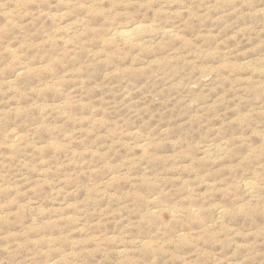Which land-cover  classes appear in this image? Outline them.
Returning <instances> with one entry per match:
<instances>
[{
  "label": "rangeland",
  "instance_id": "1",
  "mask_svg": "<svg viewBox=\"0 0 264 264\" xmlns=\"http://www.w3.org/2000/svg\"><path fill=\"white\" fill-rule=\"evenodd\" d=\"M261 175L264 0H0V264H264Z\"/></svg>",
  "mask_w": 264,
  "mask_h": 264
},
{
  "label": "clouds",
  "instance_id": "2",
  "mask_svg": "<svg viewBox=\"0 0 264 264\" xmlns=\"http://www.w3.org/2000/svg\"><path fill=\"white\" fill-rule=\"evenodd\" d=\"M248 200L253 207L264 208V175L255 180V188L247 193Z\"/></svg>",
  "mask_w": 264,
  "mask_h": 264
},
{
  "label": "bare ground",
  "instance_id": "3",
  "mask_svg": "<svg viewBox=\"0 0 264 264\" xmlns=\"http://www.w3.org/2000/svg\"><path fill=\"white\" fill-rule=\"evenodd\" d=\"M119 34H125V32H121V31H120V33H119ZM125 35H126V34H125ZM22 69H23V68H22Z\"/></svg>",
  "mask_w": 264,
  "mask_h": 264
}]
</instances>
